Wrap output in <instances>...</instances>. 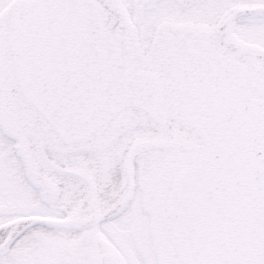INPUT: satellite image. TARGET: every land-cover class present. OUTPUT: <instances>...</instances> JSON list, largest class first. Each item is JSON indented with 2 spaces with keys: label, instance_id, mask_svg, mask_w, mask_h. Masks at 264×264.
<instances>
[{
  "label": "snow or ice",
  "instance_id": "snow-or-ice-1",
  "mask_svg": "<svg viewBox=\"0 0 264 264\" xmlns=\"http://www.w3.org/2000/svg\"><path fill=\"white\" fill-rule=\"evenodd\" d=\"M0 264H264V0H0Z\"/></svg>",
  "mask_w": 264,
  "mask_h": 264
}]
</instances>
